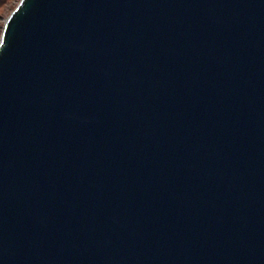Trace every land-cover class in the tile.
<instances>
[{
  "label": "water",
  "instance_id": "1",
  "mask_svg": "<svg viewBox=\"0 0 264 264\" xmlns=\"http://www.w3.org/2000/svg\"><path fill=\"white\" fill-rule=\"evenodd\" d=\"M0 264H264V0H11Z\"/></svg>",
  "mask_w": 264,
  "mask_h": 264
},
{
  "label": "rangeland",
  "instance_id": "2",
  "mask_svg": "<svg viewBox=\"0 0 264 264\" xmlns=\"http://www.w3.org/2000/svg\"><path fill=\"white\" fill-rule=\"evenodd\" d=\"M10 2L11 0H0V38L4 26V11Z\"/></svg>",
  "mask_w": 264,
  "mask_h": 264
}]
</instances>
